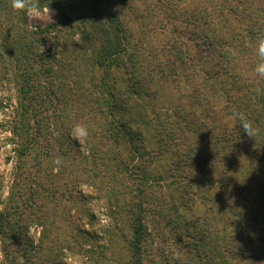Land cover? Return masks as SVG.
Segmentation results:
<instances>
[{"label":"trees","instance_id":"trees-1","mask_svg":"<svg viewBox=\"0 0 264 264\" xmlns=\"http://www.w3.org/2000/svg\"><path fill=\"white\" fill-rule=\"evenodd\" d=\"M69 1L72 3L56 8L58 24L37 31L28 30L21 19V12L26 10L18 11L19 17L14 13L18 24L6 33V49L0 51L1 68L14 71L22 99L37 90L31 92L32 102L24 108L36 117L35 107L46 111L43 120L50 126L46 132L54 129L53 125L64 127V133H48L59 144L60 157L69 154L64 143H78L69 138L73 128L91 124L90 118L96 112L101 115V123L93 132L88 127V138L92 137L94 147L115 146L95 154L97 166L108 171L101 177H119L121 181L123 177H135L138 181L135 191L120 193L127 200L115 207L117 218L120 213L125 215L130 229L122 264H158L145 257L156 249L152 234L167 243L164 249H158L165 256L164 264H245L253 250L264 255V205L252 200L256 197L251 198L264 193V77L249 62H243L246 68L235 69L232 57L226 54L235 49L233 41L218 38L210 25H205L209 33L204 32L209 45L197 47L198 58L186 51V44L168 46V52L143 42L130 43V47L126 25L121 21L124 6H129L135 17L140 15L139 28L142 33L150 30L147 34H157L159 26L168 25L172 13L167 16L161 12V22L145 27L139 0ZM5 2L9 1L0 0V13ZM153 2L149 0L158 8ZM167 8L163 7L164 11ZM68 9L76 15V25L70 21ZM60 25L61 30L73 32L60 31ZM48 29L63 33L57 55L52 57L44 51L38 53L40 44L47 43L42 36L48 34ZM176 32L180 36L183 31ZM246 32L252 44L258 42L255 32L250 28ZM263 32L258 35L262 37ZM74 34L77 36L72 39ZM240 45V53L249 55L252 45ZM155 54L163 59L158 60ZM49 61L57 66V73L49 68ZM89 65L96 69L95 75L79 76V71ZM120 67L122 86L117 85L114 75ZM43 73L46 76L41 87ZM240 115L252 123L254 136L242 130ZM85 142V149L91 150V142ZM140 163H166L175 173L159 191L153 192L150 186L151 192L142 186L148 184L149 177ZM66 168L63 163L59 169ZM251 169L256 173L251 172L250 184L239 185L234 174ZM214 179L221 189L219 205L200 216L189 214L205 199L203 194H209L206 189ZM253 183L256 191L252 194ZM167 186L174 187L168 191ZM119 226L115 218L114 229ZM167 232L169 236L165 237ZM260 256L256 258L263 259Z\"/></svg>","mask_w":264,"mask_h":264},{"label":"rangeland","instance_id":"rangeland-1","mask_svg":"<svg viewBox=\"0 0 264 264\" xmlns=\"http://www.w3.org/2000/svg\"><path fill=\"white\" fill-rule=\"evenodd\" d=\"M8 1L4 3V9L0 13V51L6 49L4 43L6 33L9 30L12 31L11 29L18 24L14 13H17L18 17V14L23 13L21 19L28 30L37 31L58 24L60 20L57 6L60 4L67 6L68 3H72L69 0L66 2L39 0L40 13L34 18L33 14L27 11L20 13L14 10L10 0ZM152 1L158 8L149 4V0L138 2V10L143 14L145 27L161 22L162 13L167 16L172 13L170 25H165L164 28L159 26L157 34H147V31H150L148 29L142 33V29L139 28L142 23L140 15L135 17L136 14L129 10V6L122 5L124 7L121 12V21L125 23L128 31V45L135 42L150 43L168 52V46L174 48L186 44L188 46L186 51L198 58L197 47L209 45L204 39V34L209 33L207 27L210 25L211 31L218 38L233 41L235 49L228 50L226 54L232 57L231 64H236L235 69L246 68L245 62L252 63L254 70L256 69L260 62L256 54L257 43L252 44L246 31L250 28L253 34L254 32L257 34L258 39L261 38L258 32L264 31V0H166L165 3L159 0ZM163 7L168 8L164 11ZM48 9L51 10L52 21L47 18ZM68 11L70 21L76 25V15L73 10L68 9ZM207 22L209 24H206ZM57 28L66 34L73 32L61 30V25ZM181 30L183 32L179 36L176 31ZM47 31L48 34L42 36L47 43L44 46L40 44L38 53L44 51L46 55L52 57L57 55L63 33L59 34L53 29ZM76 34L72 39L77 36ZM209 41L213 43V40ZM240 41L241 45L247 43L248 46L252 45L249 47V55L240 53ZM248 46L246 45V48ZM155 55L158 60L163 59L161 54ZM217 61L223 63L222 59ZM9 62L11 59L6 61V63ZM48 63L49 68L57 73V66L51 61ZM77 66L82 67V65ZM38 67L39 65H36L37 69ZM95 70L89 65L87 69L79 71V76L90 78L95 75ZM117 71L114 73L117 77V85L122 86V68L120 67ZM13 72L12 69L9 71L7 68H1L0 62V264H122L128 252L126 243L130 236V229L125 223L127 219L125 215L118 211L120 216L117 218L115 207L127 200V197H121L120 193L127 194L128 190L135 191L138 181L135 177H123L122 181L119 177L102 178V173L106 175L108 171L97 166L95 154L111 151L115 146L110 144L111 146L94 147L91 142L92 137L88 138L90 133H88V139H83L80 143L73 138V132L70 133L69 138L78 143L75 146L64 143L63 148L69 154L60 157L58 154L60 146L48 133L55 134L57 130L64 133V127L53 125L54 129L46 132V129L50 128L43 120L46 111L41 107H35L34 112L39 115L38 117L33 112L26 111L24 105L31 104L32 101L29 99L31 92L35 93L37 90H33L34 87L30 88L33 91L22 99L19 80ZM45 76V73L40 75L41 87H43L42 82ZM38 89L41 88L38 87ZM78 90L75 87V91L78 92ZM90 119L91 124L84 126L87 131L91 126L93 128L91 132H93L94 127L100 125L102 118L96 112ZM39 121L43 123L39 124ZM85 141L91 142V150L85 149ZM151 147L156 149L154 145ZM50 149L53 151H48ZM123 153H126V150H123ZM57 158L61 160L59 164L55 162ZM63 163L67 165L66 170L59 169L63 167ZM142 168L146 170L149 177L148 184L142 183V186L149 188V191L151 186L153 192L159 191L158 189L168 182V177L175 173L166 163L142 165ZM251 172L256 173L251 169L243 171L241 175L235 173L234 178L239 185H248L253 175ZM174 186H167L168 191H171ZM255 186V183L250 186L252 194L256 191L253 188ZM206 191L209 194L207 196L203 194L205 199L199 201L200 205L194 213L188 211L189 214L200 216L208 209L214 210L219 205L217 198L221 189L215 179L211 180ZM106 198L109 201H106ZM251 198L264 205V193L260 192ZM195 203L198 201L195 200ZM185 204L188 205L184 202ZM235 206L241 207L239 204ZM115 218L118 225L120 223L118 230L113 227ZM77 229L79 232L76 231ZM110 230L112 235L109 233ZM263 230L264 225L261 224V231ZM80 231L84 233L79 234ZM168 236L167 232L165 237ZM150 238L156 244V249L153 248L152 252L147 253L145 257L148 256V259L155 263L164 264L165 256L158 249H164L167 243H161L155 234H152ZM262 247L264 248V245ZM253 251L245 264H264L263 253ZM260 255L263 259L256 258L261 257Z\"/></svg>","mask_w":264,"mask_h":264},{"label":"clouds","instance_id":"clouds-1","mask_svg":"<svg viewBox=\"0 0 264 264\" xmlns=\"http://www.w3.org/2000/svg\"><path fill=\"white\" fill-rule=\"evenodd\" d=\"M11 6L14 10L21 11L26 10L27 12L33 14V17L39 15V0H11ZM48 20L52 21L51 10L47 11ZM257 56L259 58V63L255 69V71L262 77H264V37L258 39L257 42ZM241 121L242 130L247 133L249 137H252L256 134V130L253 128L252 123L247 120V118L243 117V115L239 116ZM88 136L87 128L82 124H77L73 128V138L77 139L79 143L86 139ZM57 164L61 162L60 158H57L55 161Z\"/></svg>","mask_w":264,"mask_h":264}]
</instances>
